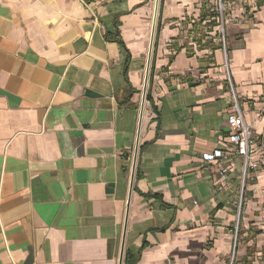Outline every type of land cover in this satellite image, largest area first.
Here are the masks:
<instances>
[{"label":"crops","instance_id":"crops-1","mask_svg":"<svg viewBox=\"0 0 264 264\" xmlns=\"http://www.w3.org/2000/svg\"><path fill=\"white\" fill-rule=\"evenodd\" d=\"M211 1L0 0V264H264V165L214 159L232 86L264 162V0L229 70Z\"/></svg>","mask_w":264,"mask_h":264},{"label":"built area","instance_id":"built-area-1","mask_svg":"<svg viewBox=\"0 0 264 264\" xmlns=\"http://www.w3.org/2000/svg\"><path fill=\"white\" fill-rule=\"evenodd\" d=\"M253 1L257 5L260 3V0ZM227 5V0H212L210 14L214 15L216 18L215 21L217 24L219 41L224 51V64L226 69L229 70L225 29V20L228 10ZM231 89L233 95V105L231 112L227 116V125L229 129L228 142L231 145V149L221 153L219 156H214V159H227L236 155L242 157V182L245 184L248 176L251 174H257L263 167L264 162H260L254 158L256 149L252 126L245 121L240 107V102L236 97L232 86Z\"/></svg>","mask_w":264,"mask_h":264},{"label":"water","instance_id":"water-1","mask_svg":"<svg viewBox=\"0 0 264 264\" xmlns=\"http://www.w3.org/2000/svg\"><path fill=\"white\" fill-rule=\"evenodd\" d=\"M149 67H150V64L148 66V72H147L146 81H145V88H144V91H143V96H144V99L143 100L144 101L146 100V95H147V86H148V81H149ZM142 114H143V110H142ZM138 145H139V142H138ZM137 158H138V146L136 147L135 155H134V163H133V171H132V181H131L132 187H133L135 173H136ZM123 256H124V248L122 250V259H121V262L123 260Z\"/></svg>","mask_w":264,"mask_h":264},{"label":"trees","instance_id":"trees-1","mask_svg":"<svg viewBox=\"0 0 264 264\" xmlns=\"http://www.w3.org/2000/svg\"><path fill=\"white\" fill-rule=\"evenodd\" d=\"M146 99L148 101H151L150 91L147 92ZM137 260L138 259L134 258V256L131 253L126 254V257H125V263L126 264H136Z\"/></svg>","mask_w":264,"mask_h":264},{"label":"rangeland","instance_id":"rangeland-1","mask_svg":"<svg viewBox=\"0 0 264 264\" xmlns=\"http://www.w3.org/2000/svg\"><path fill=\"white\" fill-rule=\"evenodd\" d=\"M243 183V182H242Z\"/></svg>","mask_w":264,"mask_h":264}]
</instances>
